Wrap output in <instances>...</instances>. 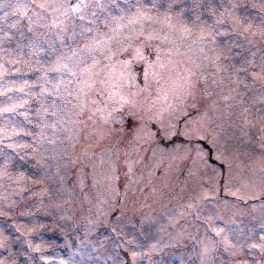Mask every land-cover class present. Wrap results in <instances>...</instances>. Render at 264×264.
<instances>
[{"label":"rangeland","instance_id":"rangeland-1","mask_svg":"<svg viewBox=\"0 0 264 264\" xmlns=\"http://www.w3.org/2000/svg\"><path fill=\"white\" fill-rule=\"evenodd\" d=\"M166 1L168 0H158L160 5ZM196 1L197 9L193 18L203 20L202 16L204 10H206L209 15L205 22L207 31L205 33H203L204 31L200 32L198 38L195 37L192 39L189 37L184 41L185 46H187L185 53L190 59V62L194 59L196 60V66L198 64L197 69L194 68V75L190 74L187 78L183 77L184 83L177 86L174 82H177L178 79L172 78L174 75L166 74L162 76V74L157 71L159 70L158 68L152 65L150 67V65L142 64V73L145 74V72H147L148 77L147 80H145V75H140L138 78L137 74L134 73V67H137V64L141 63L140 58L129 60L128 57H123L122 53H119L118 57L104 62V65L109 66L111 69L113 82L123 85L122 94L125 97V102L121 108L118 97L116 100H108L105 96L100 99L103 100L105 98L101 103H96L97 107L105 108L106 112H113L116 110L118 113L116 117L113 116L114 119H109L107 122H105L103 116L100 115L102 117L98 122L100 125L97 123L95 125L93 124V121H96L95 114L98 112L96 109H92L90 104L92 103L93 106H96V104L93 103L95 99L87 103V107L81 112V99L84 97L82 95L78 97L77 93L74 95L72 89L67 92L68 95L63 101L58 97L56 103L57 108H55L52 113L51 109H49L52 105L45 100L41 103V110L38 112L40 108V65L37 64L34 66L30 62H22L21 60H6L5 56H3L4 52L0 51V114H2V117H0V159H4L7 151L10 150L16 161L15 169L19 168V163L21 161H28L33 157H35L36 162L46 165L44 167L45 173L38 174L37 179H34V183L29 187V189H31L40 186L42 183V189L36 190L37 196L39 197L38 200H28V198L23 196V191H25L23 188H25V186L28 187L27 184L29 180L26 170H21V168L19 170L18 179H22L25 183L17 186L21 190L16 191L17 196L22 204H24L23 201L25 199L28 200L27 202L33 203L30 206L27 205L24 207V211L28 216H30V214H38L49 219V221L45 220L39 227L45 226L47 232L62 236L67 244L72 242V232L75 237H80L78 234H82V228L86 230L85 233L89 237L85 242L81 240L80 246L73 248V256L63 257L59 253L53 255L43 254L41 253V251L44 250L43 246L50 247L51 245H57V241L49 240L46 241L45 244L43 241L35 242L28 239V237H30L29 234L32 233L35 227L40 223V220L33 215L32 219L35 223L30 220L16 221L12 226L6 224L9 228H12L10 231L5 230V227H2L0 224V250L8 247L11 241L13 243V240L16 238L25 236L27 240L26 243L32 245L33 250L37 252V257H41V259L30 258L27 264H85V259H88V264H109L111 260H114L116 264H122L117 258H114L119 255L117 254L118 249L115 246H118V248L124 247L128 253L137 252L136 261L142 259L140 257L142 245L138 238L132 236V231H130L129 228L138 223L144 225L150 222L147 226L140 228L138 231L146 236V232L151 228H155V224H153L152 221L156 222L160 220L161 222L158 226L161 227L162 231H165L164 235L168 239L163 243V249L166 252L164 255L168 256L166 264H176L178 261L175 260H179L180 256L183 257L182 260H179L182 262L181 264H206L204 263V261H206L205 257H213L214 255L217 257L216 264H264V249L261 247H253V245H261L262 242H264L262 241L264 237L262 234L264 231V153H260L256 156L251 154L247 156V154L241 156L243 158L239 157L234 163L232 160H230L231 162L221 161L218 159V156L214 154V152L217 153L220 151L223 153H227V151L232 153V151L241 147L242 144H245L246 147L250 146L254 143L250 136L260 139L255 142L254 145L257 149L264 150V110H256L255 116L256 124L262 128V134L259 133L258 129H256L253 134H250L252 131L250 128L251 126H249L250 124H246V128L243 126V134H246V136L242 138V132L235 130V128L241 129V127L235 123L230 125L229 119V114L232 113V110L238 108V100L234 95L237 90L242 91L248 87L262 89L260 82L264 79V58L260 59L259 56H262L264 53V0H226L227 2L222 0L225 5L223 7L224 10L220 8L216 10V0ZM131 4L132 11H139L142 8L141 0H134ZM189 5V0H178L177 2L172 0L166 9H156L153 12L150 11L152 8H149L146 11H142L145 13V18L141 23L137 24V29L133 30L134 32L136 31L135 33L138 32L137 40L142 41L145 38L141 34L142 29L150 32L158 28V30L162 32L164 28H168L169 24H174L175 21H177L178 24L180 22V26L184 24V16L182 14L175 15L171 13V8L173 7L174 11L181 10L184 12L188 9ZM227 7L229 8L227 9ZM230 10L234 11L231 17L235 15V10L238 12L239 24H241L240 21H243L241 24L243 25L246 19L251 21L249 24L250 28L245 36L248 40L246 43L250 45L248 52L249 57L241 64L235 63V61H216V55L212 51V46H215V39L213 38L215 37L214 31L217 18H219L220 13L223 11L229 12ZM3 11H5L4 6L0 8V13ZM139 13L140 12L125 16V19L130 20ZM161 17L163 18L162 20ZM168 17L170 22L171 20L174 22L168 24ZM18 20L19 19H17V22ZM11 21H16L15 16ZM230 22L232 23L231 18L224 16V18H220L219 24L222 26L223 30H229L230 28L228 25ZM256 23L257 25H255ZM16 24L18 23H15V25ZM108 25L109 29L106 31L113 28L115 23L111 20V23ZM117 25L118 24L115 25V34L117 35L115 38H112L113 41L118 42L121 38L125 40L131 36L130 31L124 32L123 28ZM160 25H164L165 27H161ZM3 26H5V28H3ZM8 26L6 21H4V23L0 22V31L7 30L9 36H13L10 29L7 28ZM92 26L94 29V25ZM185 28H187V26H185ZM98 29L100 31V28ZM13 32L15 33L14 28ZM94 32H96L95 29L93 32L79 37L76 39L75 43L87 44L90 37L97 35V32L93 34ZM106 34L108 36L113 35L111 30ZM207 37L210 39L208 40ZM202 38H206L208 44L203 45L204 41L200 40ZM59 47L61 50V46ZM52 48L55 50L56 46L54 45ZM219 48L221 51H226L234 48V44L229 38L223 37L220 40ZM95 58L98 59V57ZM197 59L201 62L200 69H198L199 63ZM84 60L85 63L91 64L90 57L89 59L84 57ZM161 65L166 69V63H162ZM248 65H250L252 71L251 78H246L244 73L240 72L241 69H244ZM228 66H232L233 72H228ZM81 67H83V65H81ZM119 69L124 73V76L120 78L121 81H118L119 77L117 78V76H120ZM96 71L99 73V75L96 76L97 81L101 77L107 78L105 73L101 72L99 68L96 69ZM148 80L153 81L159 86H161L162 82L165 86H170V88L177 87L185 91L186 96L183 103L189 102L190 104L178 112H163V120L160 121V117L158 116L160 113L157 112L155 107L161 105L163 98L160 97L159 101L156 99L145 100L141 103L142 107H139V116L141 120L135 119L134 123L128 125L124 130V125L119 115H132L136 112L139 97H136L133 93L142 91ZM70 81L71 78L65 76L62 83L66 85ZM207 82L212 84L213 87L210 93L213 94H209V96L205 98L201 96L200 93H202L201 88L205 83L206 86H208ZM104 90H106V93L110 91V89ZM150 90L153 91L154 86H151ZM250 91L241 95L243 104L249 105L250 102L253 104L264 103V90L253 91L252 96L248 97ZM69 92H71L72 95H69ZM163 93L168 97L176 95L169 90H164ZM70 100L72 103H70ZM73 103H75V105L72 108ZM85 116L87 117V122L93 125L91 129L96 131L102 140L104 139L103 143L111 141L114 148L113 150L117 151V157L109 153L101 157V162L104 161V164L107 165L105 179L109 182L113 181L115 177L113 172L118 175L126 174L123 168V163H126L127 166L130 165L132 167L134 174L138 175V181L134 183L133 180L131 185L129 184L128 186H126L124 182L126 187H120L121 195L118 196V199L115 201L105 195L106 205L104 206H102V195L95 199L94 195L85 197L81 192L75 190L74 193H72V189L75 188H67V182L59 187V190L63 191V193L57 195L59 202L57 199H55L54 202H50L53 195L43 194V191H49L46 182L51 174H49L50 172L48 171L52 169L56 172V170L55 166H51L50 163L45 162L41 157H43V154L48 155L47 151L50 149L52 156L56 157L53 163L57 164V171L60 172L62 168L66 174L68 172L72 174L77 161L70 156L87 155L89 151L88 148L92 147L95 143L94 139L96 136H93V141L89 143L80 139V144H76L78 146V151L76 152L74 149V152H76L74 154L72 152L73 141L65 138L66 135L72 134L76 130L74 129L73 123L79 122V126L84 124L83 119ZM94 116L95 118L92 121L91 117ZM143 117L148 118L150 122L143 120ZM38 118L47 121L43 128V136L40 142L38 131L40 129V124ZM199 119L207 124L212 123L213 125H216L219 121L222 132L219 135L216 133V139L211 135L209 139L206 138V141L204 139V141L199 140L197 137L190 138L182 133L183 124L185 122L192 121L194 123ZM239 121L240 118H238V122ZM179 123H183L182 127ZM171 124L175 125L174 134L169 127ZM121 129L122 132H120ZM86 130L87 129H84L83 132ZM178 130L181 132L178 133ZM88 132L89 129L86 134ZM182 137H186L184 138L186 140L185 143H187L190 148L198 146L203 149L205 153L203 161L205 162L206 160L208 166V168L205 169L206 172L198 171L197 173L193 169H188L187 165L191 162L189 158L183 157L173 151L165 154L163 150L168 149L172 143ZM11 142L15 145H12ZM44 143L46 144L43 147L42 145ZM95 145H97V143ZM26 147L27 150L23 154L22 150ZM187 150L188 148H185L181 151ZM185 153L186 152L183 154ZM193 155L194 152L191 157H193ZM59 157H61V159ZM177 158H182L187 161L184 167L174 164ZM119 159L122 161L121 165L118 163ZM12 160V157H9L3 163L8 169L6 174L7 179L12 169ZM167 160H169V162H167ZM250 160L251 165L254 161H259V164L263 166L255 170L253 167L248 166ZM98 161L97 163L99 165L100 160ZM224 163L226 164L225 166ZM211 165L213 171L210 170ZM250 168H253L252 172H249L248 169ZM3 172V170L0 171V182L3 177ZM178 172H180V176H178ZM206 174H209V177ZM234 178L237 180L235 183L232 181ZM227 179L230 181L228 182ZM17 184L18 183H15L14 185ZM234 184L235 188L233 189ZM10 185L11 183L8 184V186ZM12 187H8L9 195L12 194V191H10L13 190ZM215 187H218L219 193H221L220 199H218L219 194ZM3 189L4 188H0L1 220H5V215L6 217L13 218L16 210L14 205L12 206V203H9L8 209L10 213L5 212L8 198L4 195ZM66 189L69 190V195H66L64 192ZM258 191H263V193L257 194ZM53 194L56 195L55 193ZM68 198L70 204H67L66 209L62 211L58 204L68 200ZM99 200L101 203L98 204ZM108 203H115L119 209L114 206H108ZM247 204L248 206L246 207ZM216 205L219 206L217 211H220L226 219L235 217V219L239 221L240 217L236 216L237 210L235 209L239 208L243 210L245 215L250 219L249 221L252 222L253 229L251 232L255 236H251V239L243 241L244 239L240 238L239 235L244 234L243 232H230L225 224L221 223V220L218 219V228H224V231L219 234L222 238L220 242L222 247L217 248V241L213 233L215 232L213 229L216 227L212 225V222H214L213 218L215 217ZM142 206H144V208H141ZM229 206L232 208H228ZM156 208H158L157 211H154ZM118 211H120L119 216ZM194 218L196 222L193 224L198 229L196 233L190 229L191 220ZM27 219L29 220V218ZM183 219L189 222V225L187 224L188 226H181L179 224ZM110 226L116 229L119 236L115 242L107 240L106 237L100 235L104 229H108ZM39 232L40 230L37 229L34 235ZM157 232L159 235V230ZM232 233H234V235H232ZM194 234H196V236H194ZM132 240L135 242L128 243V241ZM110 242L113 244H110L111 246L108 248L107 246ZM155 242L156 241L151 242V246L149 244V248L145 249V251L151 255L149 258L155 256L153 247V245L155 246ZM192 246H195L198 252L197 260H192ZM85 254L88 256L86 257ZM121 254L120 252V255ZM236 254H241L243 256L242 259L240 258L239 262L236 261L232 263V260L231 262H226V259L232 258V256ZM122 257L124 258L125 256L122 255ZM6 259L7 261H4L0 258V264H26L18 262V257L16 259ZM143 263L146 264L145 262Z\"/></svg>","mask_w":264,"mask_h":264},{"label":"snow or ice","instance_id":"snow-or-ice-1","mask_svg":"<svg viewBox=\"0 0 264 264\" xmlns=\"http://www.w3.org/2000/svg\"><path fill=\"white\" fill-rule=\"evenodd\" d=\"M113 4H115V0H113ZM6 7L12 9L13 15L19 14L18 19L28 18L31 21L32 16H35L37 21H45V26L49 29L57 30L58 34L68 33L71 28V35L75 38L77 35L83 36L85 33L93 32L94 29L92 25L96 24L97 20L100 18V14L96 10L105 9L108 6L102 3L101 0H75L74 3L72 0H40L39 3H37V0H16L15 4H9L6 5ZM8 15L9 13L5 12V19H7ZM144 18L145 13L140 12L138 15L127 21V26L141 23ZM105 19H107V17H105ZM240 23L242 24L243 21H240ZM11 26L15 27L16 25L13 23ZM117 26L124 28L126 25L125 23L118 22ZM77 28H80L82 31L78 33L76 31ZM110 30L113 34L116 33L115 27ZM95 31L97 32V35L89 38V42L84 45V49L70 48L69 51L71 54L68 56L61 55L58 57V62L68 71L72 78L70 83H75L77 85L78 97L82 95L86 101L91 90L95 89L100 96H105L108 100H116L118 97L120 107L122 108L123 103L125 102V97L122 94L123 85L113 82L109 66H101V62L97 60L94 55L97 51L105 49L110 43L112 37L108 36L106 33H100L99 29H95ZM185 31H188V29H185ZM81 52H86L90 56L91 64L85 63L84 56L81 55ZM136 56L137 58H143L142 49L138 48L136 50ZM107 58L110 59L111 57ZM157 59H159V57ZM81 65H83V67H81ZM98 68L101 72L107 73V78L101 77L97 81L96 76L99 75V73H97L96 69ZM120 76L123 77L124 73L121 72ZM147 77L148 73L145 72V80H147ZM97 84L102 85L103 88L98 89ZM104 89H110V91H107L106 93ZM69 95H72V93L69 92ZM93 103L96 104L99 103V101H93ZM86 107L87 104H83L80 108L81 112H83ZM96 110L103 115L105 122L109 119H114L111 111L106 112L103 107H98ZM161 119H163L162 113ZM169 127L173 130L174 134L175 125L171 124ZM185 135L190 138L197 136L203 138L206 133H197L193 129L186 127ZM189 151H195L196 155L201 157V159H204L205 157L203 149L198 146L189 149ZM205 163H207L206 160ZM213 231L219 235L224 231V228L213 229ZM262 241H264V238H262ZM134 242V240L128 241V243ZM253 247H261L264 249V242H262L261 245H253ZM137 255L138 253L135 251L132 253L134 264Z\"/></svg>","mask_w":264,"mask_h":264}]
</instances>
